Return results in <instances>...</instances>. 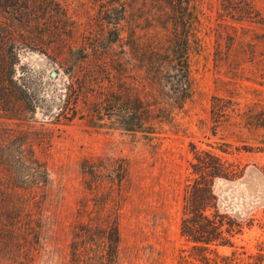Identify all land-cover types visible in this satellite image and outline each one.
I'll return each mask as SVG.
<instances>
[{"label": "rangeland", "instance_id": "rangeland-1", "mask_svg": "<svg viewBox=\"0 0 264 264\" xmlns=\"http://www.w3.org/2000/svg\"><path fill=\"white\" fill-rule=\"evenodd\" d=\"M160 1L0 0L26 86L0 112V264H264V0L252 21L182 0L189 100L150 137L98 124L108 99L139 97L147 119L165 107L147 82L168 40ZM192 147L221 165L210 194L229 246L181 236Z\"/></svg>", "mask_w": 264, "mask_h": 264}, {"label": "trees", "instance_id": "trees-1", "mask_svg": "<svg viewBox=\"0 0 264 264\" xmlns=\"http://www.w3.org/2000/svg\"><path fill=\"white\" fill-rule=\"evenodd\" d=\"M181 3L182 0H161L159 3L165 7L164 17L170 26L165 27L168 30V40L164 46L153 49V57L150 61L152 73L151 78L147 80L153 91L154 99H159L165 107H159L158 102H155L152 105L153 110L149 113L151 115H147V119L143 113L145 109L141 107L143 100L139 97H134V102H132L128 95L122 96L115 106L108 105L111 101L108 99L107 102L102 101L97 109L98 122L103 121L102 114L107 112L108 123H98L100 126L126 134H142L150 137L156 134L154 123L169 122L172 111L182 109L189 100L191 94L188 58L190 25L186 21V13H188L186 7H181ZM220 8L226 17L237 21H252L259 17L251 0H220ZM14 43L13 32L0 25V112L5 113L7 112L5 105L11 103L12 99L15 101L18 99L17 93H12V88L18 86L20 90L26 89V86L20 83V79L16 82L11 76L14 71V61L17 60V55L13 51ZM160 53L163 57L158 58ZM25 91V94L29 96L28 90ZM132 103L135 106H132ZM146 121L151 123L146 125ZM192 151L194 161L190 168L193 178L185 188L180 222L181 236L194 244L229 246L231 245L230 232L223 228L224 216L211 202L213 197L210 194L213 178L222 175L219 170L221 165L217 157L209 153L197 151L194 147ZM107 235L112 238L109 247L110 254L115 256L118 243L117 228L109 227Z\"/></svg>", "mask_w": 264, "mask_h": 264}, {"label": "water", "instance_id": "water-1", "mask_svg": "<svg viewBox=\"0 0 264 264\" xmlns=\"http://www.w3.org/2000/svg\"><path fill=\"white\" fill-rule=\"evenodd\" d=\"M57 76V73L56 72H51L50 73V77L51 78H55ZM222 181H225V180H222ZM228 184H230V183H228Z\"/></svg>", "mask_w": 264, "mask_h": 264}]
</instances>
